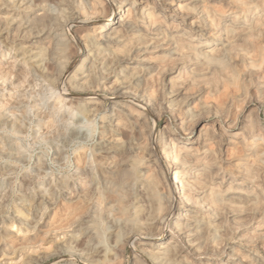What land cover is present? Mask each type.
<instances>
[{
  "label": "rangeland",
  "instance_id": "374dc122",
  "mask_svg": "<svg viewBox=\"0 0 264 264\" xmlns=\"http://www.w3.org/2000/svg\"><path fill=\"white\" fill-rule=\"evenodd\" d=\"M0 264H264V0H0Z\"/></svg>",
  "mask_w": 264,
  "mask_h": 264
},
{
  "label": "bare ground",
  "instance_id": "6f19581e",
  "mask_svg": "<svg viewBox=\"0 0 264 264\" xmlns=\"http://www.w3.org/2000/svg\"><path fill=\"white\" fill-rule=\"evenodd\" d=\"M175 0H172V2H174ZM178 2V1H177ZM130 11V10H129ZM122 13V12H121ZM127 13V12H126ZM117 15V14H116ZM109 20H111V18L109 19ZM194 23V22H193ZM111 24V23H110ZM196 27V26H195ZM106 28V27H105ZM104 29V28H103ZM69 72V71H68ZM65 77V76H64ZM119 129V128H118ZM172 148V147H171ZM172 158V157H171ZM160 159H162V157L160 158ZM186 168V167H185ZM184 168V169H185ZM181 169V168H180ZM195 173V172H194ZM168 175V174H167ZM173 180L171 179L170 180V185H171V188H173V190L176 192L177 191V189H179V187H181L182 186V184H183V179L182 178H180L179 177V173H177V174H174L173 175ZM172 191V190H171ZM176 197V196H175ZM166 230V229H165ZM131 239V238H130ZM149 239V238H148ZM163 239V238H162ZM152 241V240H151ZM157 243V242H156ZM164 243V242H163ZM153 244V243H152ZM158 245H160L159 243H157L156 244V246L158 247ZM161 247V246H160ZM156 248V247H155Z\"/></svg>",
  "mask_w": 264,
  "mask_h": 264
}]
</instances>
